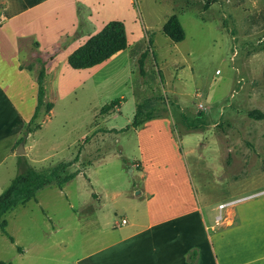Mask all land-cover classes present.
Masks as SVG:
<instances>
[{
	"label": "rangeland",
	"instance_id": "rangeland-1",
	"mask_svg": "<svg viewBox=\"0 0 264 264\" xmlns=\"http://www.w3.org/2000/svg\"><path fill=\"white\" fill-rule=\"evenodd\" d=\"M17 1H6L9 16L19 13L12 24L24 35L40 36L44 47L42 52L36 39H25L21 47L32 52L25 63L40 70L51 64L58 71L45 84L52 113L43 107L21 144L25 154L17 155L20 145L0 165V196L28 167L48 170L77 160L69 172H82L62 189L46 188L5 215L15 243L0 228V261L73 262L105 241L103 227H121L123 218L131 222L143 215V206L127 197L140 184L138 171L131 173L141 157L138 135L113 130L130 125L140 105L147 106L145 112L164 115L157 119L169 120L192 173L194 193L200 203L209 202L203 211L211 237L224 231L215 222L219 204L229 196L264 191V120L249 117L255 110L264 113V0H54L43 6L25 0L27 5L20 7ZM111 21L125 24L127 49L82 72L72 84L63 79L59 89L69 72L77 74L72 67L63 69L66 51L69 64ZM92 50L85 54L88 62L110 48ZM115 100L118 105L102 115V108ZM170 150L165 156L172 155ZM92 195L102 197L104 209L87 219L86 213H77ZM231 210L238 209L228 206L223 216ZM249 233L248 226L241 236L253 240L223 250L236 254L230 264H264V234ZM256 242L260 247L255 248Z\"/></svg>",
	"mask_w": 264,
	"mask_h": 264
},
{
	"label": "crops",
	"instance_id": "crops-1",
	"mask_svg": "<svg viewBox=\"0 0 264 264\" xmlns=\"http://www.w3.org/2000/svg\"><path fill=\"white\" fill-rule=\"evenodd\" d=\"M6 1L1 0L3 6L0 11V165L10 154H15L26 128L25 124L34 117L38 105V77L41 70L39 66L29 67V64L25 63L32 57V52L23 49L21 44L27 38H34L40 44L41 51L44 49L43 44L39 42L40 36L24 35L12 24L19 13L9 16ZM39 1L43 6L54 0ZM20 3L27 5L25 0L17 1L15 5L20 7ZM66 56L68 58L67 51ZM67 58L63 62V69L71 68ZM54 61L55 57L51 62ZM50 65L46 67L45 84L46 79H50V76L58 71L57 66ZM87 70H74V73H77L75 76L69 72V78L63 77L58 88L60 89L63 79L65 84H72L73 80L80 79L81 73ZM45 102L53 104L46 101V96ZM52 111L53 109L48 114ZM151 126L158 128H148ZM130 130H134L138 135L141 157L134 162L131 173L138 171L140 184L134 185L130 193L132 195L128 192L127 197L143 206V215L132 217L131 222L127 217L123 218L122 222L126 220V224L122 223L121 227L118 223L103 227L102 238L105 241L93 247L94 250L84 258L73 262H66L65 259H46L47 264H190L188 256L194 250L199 251L198 264H204L206 261L208 264H230L228 261L236 254L223 250L229 249L236 241L253 240V237L241 236L248 226L249 234H259V237H263L261 234H264V191L249 197L230 199L229 196V200L222 203L230 204L229 207L234 209L237 207L238 210H231L225 217L223 214L226 208L221 210L219 204V214L215 222L216 225L221 224L224 231L221 235L211 237L203 211L204 207L208 208L209 202L205 200L200 203L199 195L194 193L192 173L187 163L183 162L182 154L178 150L179 145L171 135L169 120L155 119L139 129ZM118 134L121 133H116ZM161 137L165 138L164 142L159 140ZM167 149H171L172 155L165 156ZM188 152L192 153L193 149ZM155 153L156 157H153ZM54 167L48 170L34 169L48 172ZM170 168L172 172L168 171ZM102 200V197L94 195L77 214L84 212L89 216L87 219H91L93 216L90 215L104 209ZM243 207H248V211H242ZM219 216L222 217L221 220H218ZM257 239L255 236L256 241ZM254 244L255 248L260 247L258 242ZM0 264L7 263L0 261Z\"/></svg>",
	"mask_w": 264,
	"mask_h": 264
},
{
	"label": "trees",
	"instance_id": "trees-1",
	"mask_svg": "<svg viewBox=\"0 0 264 264\" xmlns=\"http://www.w3.org/2000/svg\"><path fill=\"white\" fill-rule=\"evenodd\" d=\"M1 1V0H0ZM2 5L0 4V11ZM110 48L109 51L100 55L92 62H88L85 58L87 50L93 52L92 48ZM128 47L126 38V28L125 24L121 21H111L109 22L97 35L93 36L86 45V49H82L77 54H74L69 58V65L75 70H85L93 68L100 65L104 61L108 60L114 54L126 50ZM146 55L143 56V60ZM42 62V61H40ZM143 63V62H141ZM43 64V63H42ZM44 66V65H43ZM45 78L46 70L42 67L39 77H38V105L34 117L31 123L28 125L26 134L20 139L18 145L24 144L28 134L32 131L29 127L35 122L43 107L46 108L48 112L53 109V104L45 102L46 90H45ZM119 103V100L113 101L111 104L106 105L102 108L101 114H108L113 110ZM147 107V106H146ZM143 105L137 107L136 114L133 118L132 123L126 128L117 131L116 133H123L130 129H139L143 127L146 123L160 118L164 115L157 116L154 112H145ZM203 114H201L202 116ZM249 117L254 120H264V113L258 110L252 111ZM38 129V127H36ZM77 162V160L71 162H63L56 165L54 168L48 172L38 171L32 167H28L22 174L16 176L11 182L8 189H6L0 196V228L2 232L14 243V238L10 236L7 232L8 223L4 219L5 215L15 210L18 206L23 205L36 198V195L49 187L57 186L62 188L65 184L76 179L82 171H75L70 173V169ZM91 164L87 165L90 166ZM188 260L190 264H198V252L197 250L192 251Z\"/></svg>",
	"mask_w": 264,
	"mask_h": 264
},
{
	"label": "water",
	"instance_id": "water-1",
	"mask_svg": "<svg viewBox=\"0 0 264 264\" xmlns=\"http://www.w3.org/2000/svg\"><path fill=\"white\" fill-rule=\"evenodd\" d=\"M25 154V149H24V146L21 145L17 151V155L18 156H23Z\"/></svg>",
	"mask_w": 264,
	"mask_h": 264
},
{
	"label": "built area",
	"instance_id": "built-area-1",
	"mask_svg": "<svg viewBox=\"0 0 264 264\" xmlns=\"http://www.w3.org/2000/svg\"><path fill=\"white\" fill-rule=\"evenodd\" d=\"M230 204H224V205H220V209L223 210L224 208L228 207ZM221 216L218 217V220H221ZM124 225L126 224V220H123L122 222Z\"/></svg>",
	"mask_w": 264,
	"mask_h": 264
},
{
	"label": "bare ground",
	"instance_id": "bare-ground-1",
	"mask_svg": "<svg viewBox=\"0 0 264 264\" xmlns=\"http://www.w3.org/2000/svg\"><path fill=\"white\" fill-rule=\"evenodd\" d=\"M260 232H261V231H260ZM258 233H259V232H258ZM250 238H251V237H250ZM244 241H245V240H244ZM248 244H249V243H248ZM248 244H247V245H248ZM244 245H246V243H245Z\"/></svg>",
	"mask_w": 264,
	"mask_h": 264
}]
</instances>
